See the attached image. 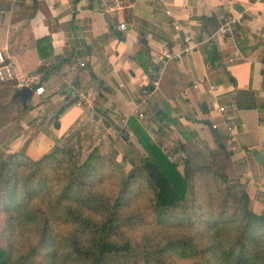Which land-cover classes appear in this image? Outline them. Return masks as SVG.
I'll use <instances>...</instances> for the list:
<instances>
[{
    "label": "crops",
    "instance_id": "crops-1",
    "mask_svg": "<svg viewBox=\"0 0 264 264\" xmlns=\"http://www.w3.org/2000/svg\"><path fill=\"white\" fill-rule=\"evenodd\" d=\"M230 15L240 32L217 35ZM187 34L198 48L160 76L161 53L180 50ZM0 49L17 77L35 79L33 108L15 119L11 151L37 160L75 134L85 155V136L104 138L106 151L121 155L133 144L144 153L133 118L176 158L207 157L220 150L217 125L223 172L264 213V0H0ZM13 82L0 85V103L16 98ZM214 100L228 107L233 131Z\"/></svg>",
    "mask_w": 264,
    "mask_h": 264
},
{
    "label": "trees",
    "instance_id": "trees-1",
    "mask_svg": "<svg viewBox=\"0 0 264 264\" xmlns=\"http://www.w3.org/2000/svg\"><path fill=\"white\" fill-rule=\"evenodd\" d=\"M10 102L19 106L15 119L31 110L20 97ZM133 122L144 153L102 144L85 155L71 134L34 160L0 142V264H264V213L223 172L216 128L220 150L186 156L180 170ZM111 177L116 188L105 184ZM140 198L156 225L136 237Z\"/></svg>",
    "mask_w": 264,
    "mask_h": 264
},
{
    "label": "built area",
    "instance_id": "built-area-1",
    "mask_svg": "<svg viewBox=\"0 0 264 264\" xmlns=\"http://www.w3.org/2000/svg\"><path fill=\"white\" fill-rule=\"evenodd\" d=\"M239 23V20L237 17L235 16H224L221 20V24L220 27L217 31V35H220L222 37H225L227 35H230L231 37H234L236 35V31H235V26ZM122 29H126V24H122L121 25ZM177 29L182 28L181 25L178 23L176 25ZM200 42H197L194 40L192 35L187 34L185 36L184 42L181 46V49L178 51L172 50V49H166L165 51H163L160 55L158 64H159V68H158V73L161 76L166 67L173 61H180L184 58V56L188 53L193 52L195 49L198 48ZM15 80V86L18 89H22L24 87H30L33 89L34 85H35V79L33 77H22L19 78L16 76L13 66L10 62H8V59L6 57L5 52L0 49V85L3 83H8L11 81ZM206 83V79H198L195 82H193L192 84V88L193 89H198L199 87H201L202 85H204ZM154 85L158 86L159 85V80H155L154 81ZM208 90L210 91H216L217 87L215 85H209ZM37 94L41 95L44 91V89L38 88L36 89ZM216 109L218 110V112H220L224 119L223 122L226 125L228 131H233L234 130V122L231 120V118L229 119L226 115L228 112V107L225 105H222L220 103H217L216 100L213 101ZM214 127H217L214 126ZM163 151L166 152L167 157L169 160L175 162L178 164L179 167L184 166L183 165V158H176V156L169 152L167 149H165L164 147L162 148Z\"/></svg>",
    "mask_w": 264,
    "mask_h": 264
},
{
    "label": "rangeland",
    "instance_id": "rangeland-1",
    "mask_svg": "<svg viewBox=\"0 0 264 264\" xmlns=\"http://www.w3.org/2000/svg\"><path fill=\"white\" fill-rule=\"evenodd\" d=\"M33 100L34 99L32 97V99L28 103V106L30 108H33V103H34ZM0 110H1L0 112V142H2L3 144L6 143L9 146L11 139L13 138L14 134H16L15 133L17 131L16 129L20 128L19 123L15 121V118L17 115L15 113L18 112L19 106L18 105L15 106L14 104H11L8 102L6 103V106L4 108L0 107ZM85 140H86L85 144H86L87 150L90 149V147H92L94 143H97L98 145L103 144L102 148H104V151H106V148L108 147L107 143H105L104 145V138L103 139L101 138L99 140L97 137L93 138V136H89V137L85 136ZM104 146L105 147L107 146V147L105 148ZM106 181H109V183H105V184L109 186L110 188L117 187L118 180L114 179L113 177L108 178ZM132 212H140V213H143V215L145 216V221L140 222L139 224L135 226L134 229H132L131 231L132 235L136 237H140V235L144 232L147 224L151 225L152 227L156 225L154 222L155 214L153 213V208L151 207L150 203H148L146 199L140 198L139 200L135 201L133 203Z\"/></svg>",
    "mask_w": 264,
    "mask_h": 264
},
{
    "label": "water",
    "instance_id": "water-1",
    "mask_svg": "<svg viewBox=\"0 0 264 264\" xmlns=\"http://www.w3.org/2000/svg\"><path fill=\"white\" fill-rule=\"evenodd\" d=\"M34 94V91L30 87H24L22 89H19L16 93V97H20L24 103V105H27V102L32 99Z\"/></svg>",
    "mask_w": 264,
    "mask_h": 264
}]
</instances>
